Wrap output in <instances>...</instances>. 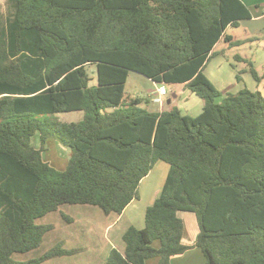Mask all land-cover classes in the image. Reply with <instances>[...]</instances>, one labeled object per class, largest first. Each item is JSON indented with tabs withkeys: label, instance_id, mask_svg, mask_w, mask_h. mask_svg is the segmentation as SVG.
I'll use <instances>...</instances> for the list:
<instances>
[{
	"label": "trees",
	"instance_id": "trees-1",
	"mask_svg": "<svg viewBox=\"0 0 264 264\" xmlns=\"http://www.w3.org/2000/svg\"><path fill=\"white\" fill-rule=\"evenodd\" d=\"M0 4V264L71 256L62 242L43 251L65 206L121 215L158 162L169 165L145 227L130 226L106 264H171L182 242L180 212L195 214L206 264H264V96L222 93L205 68L230 26L253 18L241 0H5ZM137 73L183 85L202 113L143 109L129 97ZM250 74L260 81L253 64ZM96 85H92L93 76ZM264 77V75H263ZM83 112L78 122L45 116ZM40 135L41 147L32 144ZM55 139L67 169L44 159ZM68 222V221H67ZM158 243V247L155 244Z\"/></svg>",
	"mask_w": 264,
	"mask_h": 264
},
{
	"label": "rangeland",
	"instance_id": "rangeland-1",
	"mask_svg": "<svg viewBox=\"0 0 264 264\" xmlns=\"http://www.w3.org/2000/svg\"><path fill=\"white\" fill-rule=\"evenodd\" d=\"M0 4L5 12L6 2L5 0H0ZM253 12L257 14L256 0H252ZM264 10V9H263ZM263 12V11H262ZM227 34L233 37L234 42H240L241 44L231 46L230 43H226L222 40L216 49L215 56L210 60L209 64L205 68V74L209 80L214 84V86L222 93L218 98V102L222 103L224 98L228 93H238L243 89H248L252 92H260L264 96V18L255 21H241L238 26H230L227 29ZM251 64L256 68L260 81H256L250 74ZM93 76L92 85H96V77ZM214 81V82H213ZM161 87L160 85H156ZM166 89L169 90L170 94L164 97V100L172 97L174 93L180 94L179 99L182 100V104L189 108V114L193 117H197L202 113L201 106H204L203 100L192 95L186 94L181 88L176 86L165 85ZM155 90V86L152 82L148 81L147 78L141 76L137 73H131L129 80L126 85V95L129 97H138L142 99H147L150 97L152 92ZM181 92V93H179ZM189 93V92H187ZM187 95H192L191 99ZM195 99V100H194ZM186 100V101H185ZM185 102H187L185 104ZM200 103L197 107L195 104ZM163 104L166 105L164 102ZM143 109L150 110L148 103L141 105ZM184 113H188L187 109H184ZM83 112H71V113H60L56 115L45 116L44 120H54L62 123L65 122H78L82 119ZM32 144L36 148H40L42 143L40 135H36L32 139ZM71 151L69 148L61 144L55 139H49L46 143V150L44 152V159L55 168L60 171H65L68 166V162L71 156ZM158 171V170H156ZM157 175L156 172L154 176ZM153 176V177H154ZM143 191V196H144ZM82 207H88L92 210L89 216V222L79 223L76 230L72 231L71 225L63 218L60 212L52 213L48 215L45 219L47 222H52L55 225V232L48 236L44 241L43 251H46L53 247L56 242L60 239H64L67 243H70V239H73L71 243L72 248L78 247L86 248L87 251L84 255H81V259H85L86 263L93 262L97 264L100 259H103V254L110 247L108 244L109 235L106 233L104 224L98 223V218L103 217V211L95 206H65L62 208V212L67 216H74L82 214ZM106 220V218H104ZM70 249V247H68ZM68 264H85L84 261H72Z\"/></svg>",
	"mask_w": 264,
	"mask_h": 264
},
{
	"label": "crops",
	"instance_id": "crops-1",
	"mask_svg": "<svg viewBox=\"0 0 264 264\" xmlns=\"http://www.w3.org/2000/svg\"><path fill=\"white\" fill-rule=\"evenodd\" d=\"M241 1L244 2L252 11L253 18L245 21H251V20L255 21V20H261L262 17L264 18V10H263L264 0H256L258 3L257 5H259V9H257L258 12H256L257 14H254L253 12V6L251 4L252 0H241ZM148 81L152 82V84L155 86V90L152 92L150 97L147 98L149 101L148 104L150 106L149 111L162 112L169 110L173 107H178L182 112L184 111V109H187L188 113L186 114L183 112V114L191 116L189 114L190 106L187 105L186 107L184 106V104H182V100L179 99L180 94L174 93L172 97H169L167 100L166 99L164 100V97L170 94L169 90H167L166 95L160 96V94L157 91V86H156L157 84H155L150 79H148ZM172 86L181 88L183 92L186 94L194 95L189 90L185 89L183 85H172ZM192 95H187V96L189 99H191ZM160 101H163V103L165 102L166 105L160 103ZM186 103L187 102H185V104ZM195 105L198 107L200 103H196ZM202 108L203 105L201 106V109ZM169 168L170 167L167 163L158 162L151 170L150 174L142 180L141 185L139 187V198L133 200L121 215L118 216L112 214L107 216L103 213V217L98 218V223L104 224V228L106 233L109 235V239L111 237L112 238L107 241L110 247L103 254V259H100V261L97 264H106L107 258L112 249L117 248L121 252L124 250L125 244L123 241V235L130 226H135L138 229H143L145 227L146 211L148 207L153 205L156 199L160 196L166 181V177L169 172ZM155 172L157 175L154 176ZM143 191L145 192L144 196H143ZM82 209L83 212L81 215L77 213L75 217L68 216L67 218L68 225L72 226L71 228L72 231L77 232L76 228L79 223L89 222V216L86 215L95 214L92 213L93 209L90 210V208L88 207H82ZM178 215L184 222V232H183L182 242L184 245L189 246L191 248L182 255H177L172 257L171 264H206L207 259L205 255L203 254L200 248L196 247V242L199 235V226L195 214L192 212H180ZM104 218H106V220H104ZM55 229L53 232H55ZM69 241L70 243H67L66 240L59 239L57 242H62L66 249H68V247H70V249H76L75 247L72 248L71 246H69L71 245V243H73L72 242L73 239H70ZM155 246L158 247V243H156ZM76 250H78L77 254L54 258L43 264H68L71 263L72 261H76L78 263L81 260L84 261L85 264H87L85 259H81V255H84L83 253L86 252L87 249L78 247ZM88 263L93 264V262L91 261ZM158 263H159V258H152L146 261V264H158Z\"/></svg>",
	"mask_w": 264,
	"mask_h": 264
},
{
	"label": "built area",
	"instance_id": "built-area-1",
	"mask_svg": "<svg viewBox=\"0 0 264 264\" xmlns=\"http://www.w3.org/2000/svg\"><path fill=\"white\" fill-rule=\"evenodd\" d=\"M157 91L160 94V96H164L167 94V89L165 86L158 87ZM160 103H163V101H160Z\"/></svg>",
	"mask_w": 264,
	"mask_h": 264
}]
</instances>
